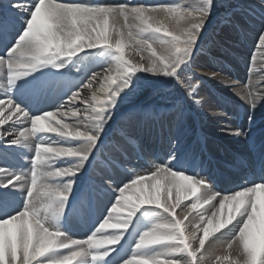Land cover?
Returning a JSON list of instances; mask_svg holds the SVG:
<instances>
[{
    "label": "snow or ice",
    "instance_id": "6c2138e0",
    "mask_svg": "<svg viewBox=\"0 0 264 264\" xmlns=\"http://www.w3.org/2000/svg\"><path fill=\"white\" fill-rule=\"evenodd\" d=\"M214 25L264 65V0H0V264H264V89L223 77L241 151L188 135Z\"/></svg>",
    "mask_w": 264,
    "mask_h": 264
},
{
    "label": "rangeland",
    "instance_id": "374dc122",
    "mask_svg": "<svg viewBox=\"0 0 264 264\" xmlns=\"http://www.w3.org/2000/svg\"><path fill=\"white\" fill-rule=\"evenodd\" d=\"M151 2L152 3H157V2L166 3L167 1L166 0H151ZM214 28L216 29L215 32H210V35H212L214 38L217 39V43L215 45H207L206 46L207 50L203 54H201L205 58V60H207L209 64L208 66H211V68L217 69L215 71L219 72L220 75L224 74L225 76L230 77L232 81H238L241 84L251 83L254 88L264 89V65H261L258 52L256 53V59L251 60L253 50H254L251 39H249L247 44L243 48H241L239 45H232L230 41H219L218 40L219 28L216 27L215 25H214ZM198 58H199V55L197 56L196 60ZM243 61L245 62V64L244 65L240 64ZM250 63L252 67L251 78H250V73H249ZM197 65H198L197 63L193 65V68L191 70V73H189V75L194 76L193 82H196V80L201 81V87L199 91V97L201 98V100L202 101L210 100L212 104L214 105L213 111L231 112L233 110V113L231 114L233 115L235 107L232 108L233 106L230 104L231 103L236 104V102L240 100L234 95V93H231L230 95L228 93L222 92V89H228L230 91V88H226L225 85L223 84H221L222 87L221 85H218V86L216 85L217 86L216 87L215 85L211 84L209 80H207L204 76H202L200 73L195 71V69L197 68ZM210 69L208 68L206 69L208 73ZM221 69H224V70L221 71ZM226 70H229L231 72L223 73ZM239 77L242 78V80H239ZM227 98L229 99L227 100L228 102L226 101ZM136 102H138V100ZM164 103L165 101H163L162 99L154 97L152 95H148L147 98L140 104L155 106L157 104L163 105ZM217 105L220 106L219 107L220 109L217 107ZM262 109L264 108H259V111H263ZM192 111L193 112L195 111V113H199L201 111V107L194 108ZM231 115H230V119L233 121V118ZM215 120L217 121V119Z\"/></svg>",
    "mask_w": 264,
    "mask_h": 264
},
{
    "label": "bare ground",
    "instance_id": "6f19581e",
    "mask_svg": "<svg viewBox=\"0 0 264 264\" xmlns=\"http://www.w3.org/2000/svg\"><path fill=\"white\" fill-rule=\"evenodd\" d=\"M166 1L170 2V0H166ZM147 2L152 3L151 0H147ZM182 2H183V0H182ZM190 2L195 4L197 2V0H190ZM218 36H219V32H218ZM203 53H201V54H203ZM201 54L199 55V58L196 60V63L198 65H197V68L195 69V71L200 73L207 80H209V82L211 84H213L215 86L216 85L218 86V85H221V84L225 85V82H224V79H223V77H225L224 74H222V75L219 74V78H217V79H211L210 78L211 77V73L212 72H216L215 70H217V69L211 68V66H208L209 64H208L207 60H205V58ZM236 63H238V62H236ZM240 64L244 65L245 62L243 61ZM207 68L208 69L211 68L209 73L206 70ZM230 72L231 71L226 70L223 73H230ZM239 80H242V78L239 77ZM221 87H222V85H221ZM222 92L223 93L224 92L228 93L230 95H231V93H233L231 89H230V91L228 89H222ZM147 96H141L138 99L137 103L140 104L141 102H143L147 98ZM227 100H229V99H227ZM213 108H214V105L212 104V102L210 100H206V101L203 100V104L201 106V111L199 113H195V111L191 112V114H190V124L188 126V135L192 136V137H199V138L205 140L206 141V148L208 150V153L211 156H213L214 158H216V157L219 158L218 152L220 150V147L225 149V150H227L229 153L230 152L241 151L243 149V144L237 142L233 137L226 136L221 131V128L224 127L225 124L228 123V122L224 121V120L218 118L216 115H214ZM262 110L264 111V109H262ZM258 114L260 115L261 113H258ZM263 116L264 115H262L260 117L256 116V121H258V119L259 120L263 119L264 118ZM215 119H217V121ZM235 125H236L235 122H233L231 120V124L229 126H235ZM136 131H141V130L136 129Z\"/></svg>",
    "mask_w": 264,
    "mask_h": 264
}]
</instances>
